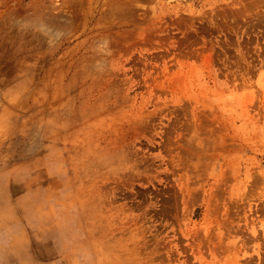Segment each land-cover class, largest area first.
<instances>
[{
	"label": "rangeland",
	"instance_id": "1",
	"mask_svg": "<svg viewBox=\"0 0 264 264\" xmlns=\"http://www.w3.org/2000/svg\"><path fill=\"white\" fill-rule=\"evenodd\" d=\"M0 264H264V0H0Z\"/></svg>",
	"mask_w": 264,
	"mask_h": 264
}]
</instances>
